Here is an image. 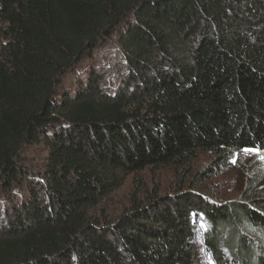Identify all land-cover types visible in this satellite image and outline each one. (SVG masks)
Instances as JSON below:
<instances>
[{"label":"trees","instance_id":"1","mask_svg":"<svg viewBox=\"0 0 264 264\" xmlns=\"http://www.w3.org/2000/svg\"><path fill=\"white\" fill-rule=\"evenodd\" d=\"M246 149L264 0H0V264H264V199L106 205L132 174Z\"/></svg>","mask_w":264,"mask_h":264},{"label":"rangeland","instance_id":"2","mask_svg":"<svg viewBox=\"0 0 264 264\" xmlns=\"http://www.w3.org/2000/svg\"><path fill=\"white\" fill-rule=\"evenodd\" d=\"M111 49L115 50L114 47ZM105 76L112 77L113 72L109 71ZM27 156L40 164L42 150L33 147ZM183 188L201 193L220 204L236 199L255 204L264 199V150L246 149L221 155L203 152L189 166L145 169L130 175L106 205L110 215H117L130 205L133 197L146 201L153 195L176 194ZM198 260L199 264L213 263L201 245Z\"/></svg>","mask_w":264,"mask_h":264},{"label":"snow or ice","instance_id":"3","mask_svg":"<svg viewBox=\"0 0 264 264\" xmlns=\"http://www.w3.org/2000/svg\"><path fill=\"white\" fill-rule=\"evenodd\" d=\"M248 151H251V150H248Z\"/></svg>","mask_w":264,"mask_h":264}]
</instances>
